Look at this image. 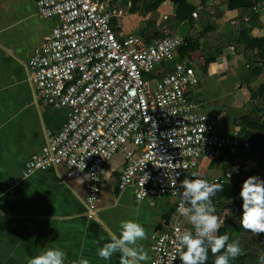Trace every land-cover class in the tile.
Masks as SVG:
<instances>
[{
	"label": "built area",
	"instance_id": "1",
	"mask_svg": "<svg viewBox=\"0 0 264 264\" xmlns=\"http://www.w3.org/2000/svg\"><path fill=\"white\" fill-rule=\"evenodd\" d=\"M109 3L35 0L36 16L54 22L27 63L29 80L36 99L66 109L67 118L24 161L22 176L60 164L72 179L87 175L85 214L94 219L106 165L122 153L120 189L132 188L136 201L168 196L175 202L168 225L152 237L150 264H180L173 242L178 230L195 232L178 212L184 173L202 158L246 150L247 142L219 133L221 118L197 109L193 93L199 77L189 57H178L185 38L123 35L112 23ZM145 173L150 178L142 186Z\"/></svg>",
	"mask_w": 264,
	"mask_h": 264
},
{
	"label": "crops",
	"instance_id": "2",
	"mask_svg": "<svg viewBox=\"0 0 264 264\" xmlns=\"http://www.w3.org/2000/svg\"><path fill=\"white\" fill-rule=\"evenodd\" d=\"M202 1L187 0L196 8L191 23H178L171 15L164 18L171 20L172 34L185 38L196 49L190 59L199 77L193 93L197 109L221 118L219 133L235 135L240 131L236 123L250 114L264 93V75L245 82V52L238 45L239 28L242 23L248 25L244 13L228 10L226 0ZM158 11L169 14V9ZM262 18V26L251 30L253 37H264ZM53 22L36 16L35 0H0V211L5 214L0 217V264H28L45 247L64 250L66 264L80 258H87L90 264H119L118 253L105 261L97 251L110 242L112 234L119 236V225L126 220L139 222L147 230L149 238L143 244L150 264L152 237L168 225L175 202L168 196L136 201L132 188L120 189L117 179L124 165L122 153H116L106 165L94 219L85 214L87 175L72 179L60 164L22 176L24 161L39 153L46 134L59 131L67 118L66 109L36 99L27 68ZM126 24V33L135 30ZM183 51H178V57ZM227 153L213 162L200 159L193 170L184 173L182 181L192 179L190 174L195 172L209 183H225V175L231 171Z\"/></svg>",
	"mask_w": 264,
	"mask_h": 264
},
{
	"label": "clouds",
	"instance_id": "3",
	"mask_svg": "<svg viewBox=\"0 0 264 264\" xmlns=\"http://www.w3.org/2000/svg\"><path fill=\"white\" fill-rule=\"evenodd\" d=\"M203 130L205 131L204 127ZM170 159V158H169ZM234 167L228 173L230 178ZM178 175V174H177ZM192 179L181 181L182 192L178 212L188 217L195 232L185 230L179 233L173 241L179 249L180 264H206L209 250L215 256L214 264H230L241 253L238 241L229 242L227 234L217 235L224 224V220L215 214L216 209L212 197L223 190L219 183H209L199 178L198 173L190 174ZM150 178L149 174L143 176L142 186ZM170 182L176 185V176ZM239 197L242 200L241 227L258 234H264V180L258 176L246 178L241 186ZM187 205V207H186ZM5 214L0 211V217ZM148 234L145 227L133 220L122 221L119 225V236L112 234L110 242L98 248L100 259L110 261L114 255L119 254V264H147L149 254L143 242ZM67 253L56 247H45L40 253L29 259L28 264H66ZM264 261V257H261ZM70 264H90L87 258L71 261Z\"/></svg>",
	"mask_w": 264,
	"mask_h": 264
},
{
	"label": "trees",
	"instance_id": "4",
	"mask_svg": "<svg viewBox=\"0 0 264 264\" xmlns=\"http://www.w3.org/2000/svg\"><path fill=\"white\" fill-rule=\"evenodd\" d=\"M101 2L113 0H99ZM166 1L171 3L169 7V16L177 21L191 23L196 17V8L190 5L187 0H131L130 13H136L137 6L142 4L143 11L152 13L157 22V29L151 35H140L147 40H160L165 36L164 33L158 31L162 27L164 15L158 10L159 7ZM204 1V0H203ZM202 1V4H203ZM264 0H226L228 10H241L247 18L248 25L242 23L238 31V45L243 48L244 58L246 59V80L250 82L259 75H264V37L256 38L251 35V30L254 26H262L260 16L264 17ZM203 17H206L202 11ZM207 28V27H206ZM208 29L209 30H213ZM207 30V29H205ZM120 32L119 29H117ZM172 34V33H171ZM186 40V39H185ZM187 45L182 48L184 51L181 57L188 55L193 58L191 53L195 52L193 46L186 40ZM235 52V51H230ZM229 52V53H230ZM240 131L231 137L243 139L247 142V149H237L235 151L247 159L258 157V163L255 168H248L245 164L238 167L240 175L234 178V183H220L223 186L221 192H217L212 197V203L215 206L216 212L224 224L219 229L217 235L227 234L229 242L238 241L241 247L240 255L230 264H264L261 257H264V234H254L241 227L240 218L242 216V200L239 197L243 181L250 176H258L264 180V93L258 97L253 105V110L246 117L241 118L237 123ZM225 151V152H226ZM233 153V152H232ZM216 159V158H215ZM212 159V162L215 161ZM246 162V161H245ZM215 256L210 252L206 264H214Z\"/></svg>",
	"mask_w": 264,
	"mask_h": 264
},
{
	"label": "rangeland",
	"instance_id": "5",
	"mask_svg": "<svg viewBox=\"0 0 264 264\" xmlns=\"http://www.w3.org/2000/svg\"><path fill=\"white\" fill-rule=\"evenodd\" d=\"M130 2L131 0H113L109 3L108 8L115 15L112 20L113 25L115 26L119 25L118 29L120 30V33L123 35H127L128 33L135 34V35H146V34L151 35L152 32L157 29L156 25H157L158 19H156V17L152 13L144 12L142 9L143 6L142 4L140 5V3H139V6H137L136 13H130L132 11L130 10ZM222 2L225 3L224 0H222ZM170 6H171V3L169 1H166L159 7V9H165V11H167V9H169ZM161 14L168 17V13L166 12H162ZM262 20L264 22L263 18ZM170 21L171 20L169 18L165 19L163 17V21L161 22L162 27L158 28V31L164 34H171L170 31H171L172 26L170 25L171 23ZM125 24L129 25L130 30H132V27L134 26L135 30L134 31L132 30V32L126 33L127 31L125 28ZM229 152L230 153H227L228 154L227 156L231 160H227L228 162L226 161V163H228L229 167L231 168L230 169L231 171L234 167L238 168L239 166H242L244 164L248 168H253V167L255 168V166L258 163L257 156L254 158L250 156V158L247 159L246 157H243L238 152H235V151H229ZM238 175H240L238 171H233L231 177L227 178L225 183L229 184L228 183L229 181H231L230 184L234 183V178L238 177Z\"/></svg>",
	"mask_w": 264,
	"mask_h": 264
}]
</instances>
